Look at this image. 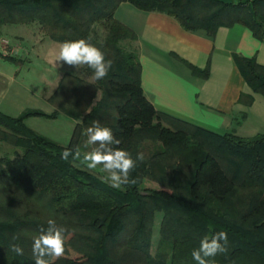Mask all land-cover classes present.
Here are the masks:
<instances>
[{
	"label": "trees",
	"instance_id": "1",
	"mask_svg": "<svg viewBox=\"0 0 264 264\" xmlns=\"http://www.w3.org/2000/svg\"><path fill=\"white\" fill-rule=\"evenodd\" d=\"M123 2L170 14L187 30L214 35L221 26L242 24L264 38V0H0V25L38 20L52 40L86 39L112 61L99 81L86 80V69L64 74L50 98L57 105L52 113L0 112V126L22 150L0 158V264H34L33 238L49 219L65 229L64 254L50 264H196L193 249L220 230L228 250L210 258L216 264H264V133L221 134L156 109L141 85L138 36L115 16ZM236 61L251 88L264 95V65L244 56ZM240 100L250 105L254 96L243 93ZM60 111L82 118L67 145L25 123ZM93 121L109 127L120 140L114 147L133 159L144 153L130 173L134 184L111 187L80 159H61L66 148L82 153ZM12 244L23 255L10 251Z\"/></svg>",
	"mask_w": 264,
	"mask_h": 264
},
{
	"label": "crops",
	"instance_id": "2",
	"mask_svg": "<svg viewBox=\"0 0 264 264\" xmlns=\"http://www.w3.org/2000/svg\"><path fill=\"white\" fill-rule=\"evenodd\" d=\"M115 16L138 36L141 85L156 109L221 134L254 137L264 133V95L251 88L236 61V56H244L264 65V38L257 37L251 28L242 24L221 26L214 35L205 30H187L170 14L142 10L130 2L121 3ZM13 27V24L1 25L0 40L12 42ZM25 28L28 31L31 25L27 23L19 30L24 33ZM25 35L21 45H10L12 48L7 51L0 48V112L14 117L27 108H36L31 105L42 106L47 113L56 111L50 98L61 78L66 73L79 75L75 67L61 64L64 69L59 67L51 75V82L45 78L41 85L31 89L21 74L31 50L34 51L32 44L25 45L31 40ZM45 41L39 47L45 46L44 60L47 61L54 40L46 36ZM193 67L208 69L209 73L196 74ZM243 93L254 96L252 104L241 102ZM98 95L101 97V92ZM31 99L34 104H30ZM61 114L73 119L75 124L81 121L63 111ZM39 119L31 116L25 123L39 133L35 126Z\"/></svg>",
	"mask_w": 264,
	"mask_h": 264
},
{
	"label": "clouds",
	"instance_id": "3",
	"mask_svg": "<svg viewBox=\"0 0 264 264\" xmlns=\"http://www.w3.org/2000/svg\"><path fill=\"white\" fill-rule=\"evenodd\" d=\"M56 61L69 67H75L81 75L84 74L82 70H90L91 79L94 81L104 79L112 67V61L105 60V55L101 49L83 38L62 42ZM85 135L87 136L85 147L90 146V150L81 153L78 147L75 150L66 148L60 154L61 159L67 161L69 157L74 160L82 158V162L90 171L100 167L101 171L106 173L103 177L104 182L117 189L123 185L136 182L130 180V173L138 161H144L143 152L138 153L133 159L127 150L114 147V145L120 144V140L114 137L109 127L102 125L99 121H93L86 128ZM47 224V228L41 227L39 235L33 238L34 264H50L46 257L60 258L65 251L63 237L65 229L58 227L53 219H49ZM227 244L228 237L225 230L205 235L201 239L199 247L193 249L192 258L196 264H216V260L210 258L226 253ZM10 251L16 255H23V248L18 244H12Z\"/></svg>",
	"mask_w": 264,
	"mask_h": 264
},
{
	"label": "rangeland",
	"instance_id": "4",
	"mask_svg": "<svg viewBox=\"0 0 264 264\" xmlns=\"http://www.w3.org/2000/svg\"><path fill=\"white\" fill-rule=\"evenodd\" d=\"M31 25V28L27 31V28H25V32L23 33L21 29L22 27L24 28L25 22H18L13 24L14 25V30H12V37L13 40H11L12 42H9L7 40H0V48H4V50L6 49H11V46H14L15 44H22L25 39H23V34L26 33V35H29L30 39L29 41H26L25 45L27 47H30V45L32 44V48H33V52L31 50L30 55H29V59L26 60L25 66L23 68V71H21V74L25 75V80L29 81V85L31 87V89L34 90V88H37L39 85L42 84L43 80L46 78V81L51 82L52 74H55V72L59 69V67H61L62 62L56 61V56L58 55V51H59V47L61 42H52L51 44L53 46H51V51L49 52V54H47V61L44 60V54H45V46L44 47H39L40 43H46V36L50 37V34L48 32V30L41 25V23L38 20H33V21H29L28 22ZM24 25V26H23ZM1 28V25H0ZM25 35V36H26ZM43 38H40V37ZM34 40V41H33ZM38 45V46H37ZM43 45V44H42ZM37 46V47H36ZM48 52V51H47ZM64 65V64H62ZM66 65V64H65ZM65 67V66H63ZM63 67H61L62 69H64ZM69 67V66H68ZM61 70V69H60ZM20 75V74H19ZM80 75V74H79ZM83 77L88 80V81H92L90 76H86L83 75ZM51 86V84H50ZM49 86V87H50ZM31 90V97L32 94L34 93V91ZM33 92V93H32ZM99 94V92H98ZM97 94L96 98L94 99V102L98 100V98L100 97ZM34 95V94H33ZM61 97H56V100L60 101ZM30 104H34V102H32L31 99V103ZM57 106V105H55ZM30 107H36L39 109H42L44 111H46L45 108H40L42 106H36V105H31ZM26 110V109H25ZM35 117H40L41 119H39V121L37 120L35 123V126L39 129V133L43 134L45 136H47L48 138H51L55 141H57L60 144L63 145H67L71 139V136L73 134L74 128H75V121L69 117H67L66 115H60L59 118H48V117H44V116H35ZM82 121V118L80 119ZM14 136L8 131L5 130V128L0 126V158H5V157H10V158H14L17 154L20 155L22 150L15 146L14 143ZM90 150V146L89 147H85L82 150V153H85L87 151ZM82 162V158L80 159ZM81 165L83 167H86V164L84 162L81 163ZM95 172H97L98 174H100L101 176H105L106 173H103L100 169V167H98L96 170H94ZM161 217L158 216L155 224H154V243H153V247H152V253L155 254L156 252V247H157V241L159 239L160 236V226H161ZM47 259L50 262H55L58 261L59 258H56L55 260L53 258L47 257Z\"/></svg>",
	"mask_w": 264,
	"mask_h": 264
},
{
	"label": "built area",
	"instance_id": "5",
	"mask_svg": "<svg viewBox=\"0 0 264 264\" xmlns=\"http://www.w3.org/2000/svg\"><path fill=\"white\" fill-rule=\"evenodd\" d=\"M235 2H238L239 0H234ZM243 1H248V2H250V1H253V0H243Z\"/></svg>",
	"mask_w": 264,
	"mask_h": 264
}]
</instances>
